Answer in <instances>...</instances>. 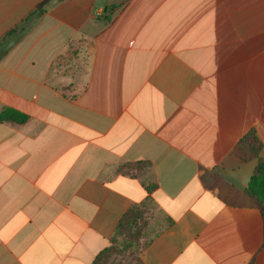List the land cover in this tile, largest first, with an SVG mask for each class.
Segmentation results:
<instances>
[{
    "label": "crops",
    "instance_id": "obj_1",
    "mask_svg": "<svg viewBox=\"0 0 264 264\" xmlns=\"http://www.w3.org/2000/svg\"><path fill=\"white\" fill-rule=\"evenodd\" d=\"M44 0H0V39ZM115 7L106 12L105 8ZM0 264H264V0H66L0 61Z\"/></svg>",
    "mask_w": 264,
    "mask_h": 264
},
{
    "label": "trees",
    "instance_id": "obj_2",
    "mask_svg": "<svg viewBox=\"0 0 264 264\" xmlns=\"http://www.w3.org/2000/svg\"><path fill=\"white\" fill-rule=\"evenodd\" d=\"M66 0H44L34 8L15 28L9 31L3 38L0 39V61L15 47L20 40L29 33L33 27L39 22L43 15L53 7L61 4ZM115 7L105 8L106 12L114 10ZM28 120V117L21 114L18 111L12 109H6L0 113V122H15L18 124H24ZM257 144L258 140L256 135L251 132L246 135L236 148L237 154H239L242 160L247 161L250 159H258V165L255 174L249 181L248 194L253 198L261 207V212L264 218V159L259 158L260 148L254 152L252 144ZM120 245V244H119ZM106 249L100 256H98L94 264H100V261L105 258V255L111 252L113 247ZM139 253V244L138 251Z\"/></svg>",
    "mask_w": 264,
    "mask_h": 264
},
{
    "label": "rangeland",
    "instance_id": "obj_3",
    "mask_svg": "<svg viewBox=\"0 0 264 264\" xmlns=\"http://www.w3.org/2000/svg\"><path fill=\"white\" fill-rule=\"evenodd\" d=\"M257 144H252L254 152L257 151ZM153 227L147 221H143L141 225L136 224L130 230L126 231V241L120 245H116L112 251L105 255L100 264H141L138 257V244L140 240L146 239Z\"/></svg>",
    "mask_w": 264,
    "mask_h": 264
}]
</instances>
